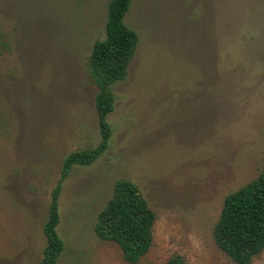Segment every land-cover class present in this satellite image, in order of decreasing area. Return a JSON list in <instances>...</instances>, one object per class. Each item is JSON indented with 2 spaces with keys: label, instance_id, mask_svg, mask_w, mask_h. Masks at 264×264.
Here are the masks:
<instances>
[{
  "label": "rangeland",
  "instance_id": "obj_1",
  "mask_svg": "<svg viewBox=\"0 0 264 264\" xmlns=\"http://www.w3.org/2000/svg\"><path fill=\"white\" fill-rule=\"evenodd\" d=\"M109 2L0 0V264L41 260L64 159L100 141L88 58ZM124 23L136 51L110 87L107 150L61 184L57 264H128L94 233L118 180L155 215L137 264H236L213 229L264 166V0H131Z\"/></svg>",
  "mask_w": 264,
  "mask_h": 264
},
{
  "label": "trees",
  "instance_id": "obj_2",
  "mask_svg": "<svg viewBox=\"0 0 264 264\" xmlns=\"http://www.w3.org/2000/svg\"><path fill=\"white\" fill-rule=\"evenodd\" d=\"M130 2L110 0L105 38L93 44L88 67L99 87L95 108L100 141L96 147L74 151L64 159L59 183L51 193L48 218L43 229L46 246L41 260L34 264H57L64 250L56 231L62 182L74 166L93 164L108 148L111 128L107 116L114 109L110 87L125 79L138 42L137 34L124 23ZM154 222L155 215L136 185L118 180L112 197L97 216L94 233L103 241L115 243L125 262L137 264L152 246ZM213 238L216 246L236 264H251L253 258L264 250V166L257 178L225 197L213 229ZM168 264H182V261L173 257Z\"/></svg>",
  "mask_w": 264,
  "mask_h": 264
}]
</instances>
